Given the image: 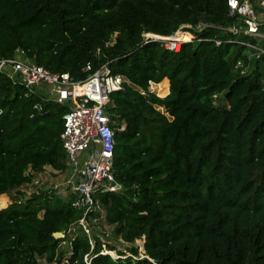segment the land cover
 Instances as JSON below:
<instances>
[{"label": "trees", "instance_id": "trees-1", "mask_svg": "<svg viewBox=\"0 0 264 264\" xmlns=\"http://www.w3.org/2000/svg\"><path fill=\"white\" fill-rule=\"evenodd\" d=\"M199 22L234 20L226 0H0V59L23 50L75 80L87 77V63L94 70L109 63L124 78L106 108L121 189L94 200L112 239L128 245L120 250L95 233L91 249L72 194L40 190L23 199L35 174L67 169L60 141L67 107L25 97L0 74V264H264V55L240 76L234 62L248 61L232 44L193 42L179 53L159 42L139 47L142 31L168 36ZM165 79L169 92L159 98L150 84ZM223 92L227 106L216 105ZM34 104L42 111L30 118ZM104 244L116 257L100 253Z\"/></svg>", "mask_w": 264, "mask_h": 264}, {"label": "built area", "instance_id": "built-area-1", "mask_svg": "<svg viewBox=\"0 0 264 264\" xmlns=\"http://www.w3.org/2000/svg\"><path fill=\"white\" fill-rule=\"evenodd\" d=\"M226 5L227 16L234 20L232 25L217 26L204 22L194 26L184 24L168 36L142 31L139 47L150 42H159L165 50L179 53L184 44L193 42H212L216 47L223 44L236 45L249 52L245 55L248 63L237 59L233 64V71L240 76H246L251 72L252 60L260 59L264 55V0H226ZM209 31L218 34L205 36ZM84 72L88 75L83 80H75L68 73H52L43 66L30 62L23 50H16L14 56L0 59V74L13 85L22 87L25 97L32 94L47 99L46 95H50L48 100L67 107L62 115L63 128L60 133L66 156L65 171L68 174L66 190L74 196L71 206L83 209L77 226L84 232L93 249L95 241L89 235L86 223L97 225L105 219L103 207L94 197L121 189L112 171L115 129L106 108L111 94L122 90L125 80L121 75L111 72L109 63L102 64L95 70L87 63ZM153 86L156 84H150L151 92ZM32 109L30 118H34L36 112L42 111L40 104H34ZM2 114L0 93V116ZM124 129V125H121L117 131ZM46 168L35 174L31 182L22 186L27 195L34 193L31 187L39 185L38 177L45 174ZM29 172L31 171H27V174ZM72 228L69 229L70 233L73 232ZM53 236L62 238L64 235L54 233ZM111 252L103 247L100 253L111 255ZM87 257L88 255L84 258L86 262Z\"/></svg>", "mask_w": 264, "mask_h": 264}, {"label": "rangeland", "instance_id": "rangeland-1", "mask_svg": "<svg viewBox=\"0 0 264 264\" xmlns=\"http://www.w3.org/2000/svg\"><path fill=\"white\" fill-rule=\"evenodd\" d=\"M235 48L236 49H234L233 52H236L239 49V46L235 45ZM248 53L249 52L247 50H245V49L242 50V54L244 56L248 55ZM161 83H159V85L153 86L151 88L152 92H154L156 94V96L159 98H163L167 95L166 94L167 93V84L166 83L161 84ZM224 95H225V92L221 93L217 97V99L215 101L216 105L227 106V101L225 100ZM50 97H51L50 95H46L47 99ZM160 111L163 112L162 109H160ZM38 179H40L39 185L35 188L31 187V189L34 192H37L40 190H51V189H53L56 196H59L61 198H65L67 196L65 194V193H67V190H66V186H67L66 182L68 179L67 171L57 172V171H53L51 168L47 167L45 174H41L38 177ZM68 192H70V191H68ZM26 197H28L27 193L24 195L23 199H25ZM8 198H12V196L9 195ZM102 210H104V208ZM104 213H105V211L103 212V215H104ZM74 228H75V226H73L72 230ZM86 229H87L89 235L95 236V233H96L100 237L101 241H107L112 246H115L120 250L127 251L128 245L126 243L122 242L120 239H118V240L112 239L111 233H112L113 227L109 226L105 222V219L100 221L97 225L86 223ZM69 239H67L63 243H61L60 248H59V250L62 251L65 255H68L69 251H70V240ZM134 245H136V246L138 245L141 247L142 241L138 240L135 242ZM103 247H105V244L103 245ZM139 251L141 254L143 253L141 248ZM110 256H112V257L116 256L115 250L111 252ZM39 263L40 264H47V262L44 259H39Z\"/></svg>", "mask_w": 264, "mask_h": 264}, {"label": "crops", "instance_id": "crops-1", "mask_svg": "<svg viewBox=\"0 0 264 264\" xmlns=\"http://www.w3.org/2000/svg\"><path fill=\"white\" fill-rule=\"evenodd\" d=\"M165 80H166V83H167V93L166 94H168V92H169V82H168L167 79H165Z\"/></svg>", "mask_w": 264, "mask_h": 264}]
</instances>
